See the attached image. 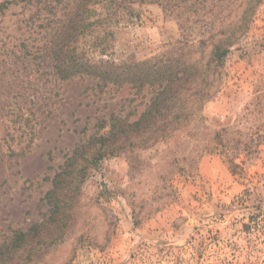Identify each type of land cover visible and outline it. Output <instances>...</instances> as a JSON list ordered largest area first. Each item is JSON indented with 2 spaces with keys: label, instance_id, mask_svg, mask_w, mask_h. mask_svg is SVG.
<instances>
[{
  "label": "rangeland",
  "instance_id": "rangeland-1",
  "mask_svg": "<svg viewBox=\"0 0 264 264\" xmlns=\"http://www.w3.org/2000/svg\"><path fill=\"white\" fill-rule=\"evenodd\" d=\"M29 1L0 0L10 2L0 10V264H264V0L203 111L167 139L84 162L80 193L61 197L70 205L54 221L46 196L68 156L106 133L99 125L112 115L138 120L151 96L127 85L100 89L90 76L59 79L46 56L56 24ZM190 1L202 5L185 10L189 35L198 39L191 21L202 17L217 40L249 2ZM91 9L92 20L106 15ZM134 9V18L83 38L87 59L137 64L182 40L181 16L155 3Z\"/></svg>",
  "mask_w": 264,
  "mask_h": 264
},
{
  "label": "trees",
  "instance_id": "trees-1",
  "mask_svg": "<svg viewBox=\"0 0 264 264\" xmlns=\"http://www.w3.org/2000/svg\"><path fill=\"white\" fill-rule=\"evenodd\" d=\"M260 2L261 0H249L242 17L231 33L227 35L229 32L222 31L223 37L218 40L220 34L213 33L214 23L205 21L202 17L191 21L199 29L198 39L189 35L187 25L190 19H184L185 10L192 7L200 10L197 5H202L197 2L191 3L190 0H30L28 2L41 5V9L52 14L48 17V21L50 24H56V32L47 44L46 56L47 58L51 56L49 62L59 79L63 81L78 76H90L98 81L100 89L109 86L120 89L127 85L135 89L136 94L147 89L151 96L138 120L130 123L126 118L112 115L110 122L105 123L106 126L104 123L99 125L101 130L108 128L106 133L92 136L68 156L53 180V190L46 196L51 205L49 221L56 220V217L69 207L70 201L61 197L65 196L71 200L74 195L80 193L88 168L84 162H96L105 156H112L127 144L144 146L150 142L167 139L174 133L182 132L192 119L203 111L204 105L213 97V86L218 80V69L223 66L231 49L236 45L239 39L238 32L248 25ZM146 3L158 4L171 14L182 18L180 24L182 40L174 46L170 54L130 65L117 64L110 60L96 62L86 58L85 52L80 49V44L87 34L95 33L99 27L106 29L113 24L118 25L128 16L131 17L130 19L134 18L136 16L134 6ZM8 4L10 2L3 3L0 10L8 7ZM97 5L102 6L106 15L92 20L89 13L91 7ZM61 12L62 15L57 17L56 14ZM198 52L201 55L196 59L193 55ZM218 138H221L220 135ZM263 140L264 135H258L257 146H260ZM247 150L248 155L255 153L253 147ZM230 164L234 168L239 167L235 160L231 159ZM44 226L45 224L32 227L27 234L21 235L19 241L25 242L23 237L36 235Z\"/></svg>",
  "mask_w": 264,
  "mask_h": 264
}]
</instances>
